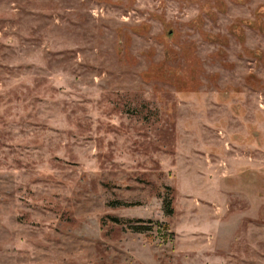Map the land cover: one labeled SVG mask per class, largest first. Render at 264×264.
<instances>
[{"label":"rangeland","instance_id":"374dc122","mask_svg":"<svg viewBox=\"0 0 264 264\" xmlns=\"http://www.w3.org/2000/svg\"><path fill=\"white\" fill-rule=\"evenodd\" d=\"M0 264H264V0H0Z\"/></svg>","mask_w":264,"mask_h":264},{"label":"trees","instance_id":"16d2710c","mask_svg":"<svg viewBox=\"0 0 264 264\" xmlns=\"http://www.w3.org/2000/svg\"><path fill=\"white\" fill-rule=\"evenodd\" d=\"M166 212L167 214H171L173 212V209L171 207V204L168 203L166 206ZM132 229L139 231V232H143L145 231L148 227H145V225H135L134 227H131Z\"/></svg>","mask_w":264,"mask_h":264}]
</instances>
